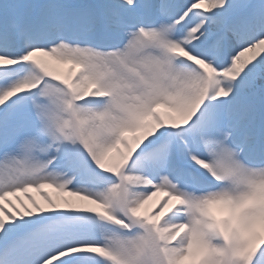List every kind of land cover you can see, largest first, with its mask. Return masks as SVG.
<instances>
[{
  "label": "snow or ice",
  "instance_id": "obj_1",
  "mask_svg": "<svg viewBox=\"0 0 264 264\" xmlns=\"http://www.w3.org/2000/svg\"><path fill=\"white\" fill-rule=\"evenodd\" d=\"M0 264H264V0H0Z\"/></svg>",
  "mask_w": 264,
  "mask_h": 264
},
{
  "label": "bare ground",
  "instance_id": "obj_2",
  "mask_svg": "<svg viewBox=\"0 0 264 264\" xmlns=\"http://www.w3.org/2000/svg\"><path fill=\"white\" fill-rule=\"evenodd\" d=\"M156 199L154 198V201H155Z\"/></svg>",
  "mask_w": 264,
  "mask_h": 264
}]
</instances>
